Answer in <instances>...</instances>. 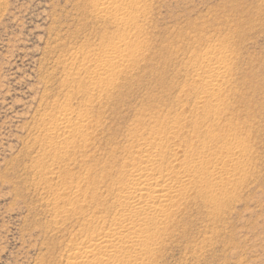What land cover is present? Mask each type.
Segmentation results:
<instances>
[{
    "label": "rangeland",
    "instance_id": "1",
    "mask_svg": "<svg viewBox=\"0 0 264 264\" xmlns=\"http://www.w3.org/2000/svg\"><path fill=\"white\" fill-rule=\"evenodd\" d=\"M114 1L0 0V264H69L87 229L74 211L114 216L119 174L158 130L168 157L206 137L237 169L175 198L141 264H264V0H133L124 22L99 12ZM125 43L117 68L94 67Z\"/></svg>",
    "mask_w": 264,
    "mask_h": 264
},
{
    "label": "bare ground",
    "instance_id": "2",
    "mask_svg": "<svg viewBox=\"0 0 264 264\" xmlns=\"http://www.w3.org/2000/svg\"><path fill=\"white\" fill-rule=\"evenodd\" d=\"M136 4L133 0H116L101 6L99 12L107 15L116 10L113 12V17L124 22ZM117 49L118 56L109 60L98 59L94 67L98 70L117 68L121 62L122 52L130 49L129 43L117 46ZM226 65V61L219 57L202 67V71L209 74V79L206 80L208 93L219 89L217 81L224 76ZM105 73L102 71L101 76ZM72 115L73 111L65 110L55 125V137H63L65 142L70 141L71 137L61 133L60 130L74 128L71 122ZM163 133L165 134V131L158 130L157 136H152V139H140L142 141L139 140V150L128 158L127 169L122 171L119 180L117 179L123 187L115 193L117 198L113 204L116 208L114 216L110 219L107 218L108 216H97V227L94 225V219L88 215L87 209L84 210L83 206L74 211L83 215L82 220L86 222L87 229L79 233L83 246L71 244L72 256L69 264H118L119 261L124 264H141L145 254H153L152 244L155 238L159 237L152 233L151 225H160L168 218L175 198L185 197V192L195 184L197 193L207 199L213 194L203 195V189L199 191L202 183L208 178L215 183L237 169L232 161L231 163L225 161L222 165L215 163L223 156V152L218 154V151L217 155L214 154L212 144L206 141V137L200 141L199 146L175 143L174 152L168 157L167 149H171L174 139L168 136L161 138ZM238 153L229 148L226 155L231 158ZM211 156L215 158H208ZM75 188V191H78L81 185L76 184ZM97 189L93 191L95 211L107 205V201L97 194ZM213 189L211 192L215 193ZM110 192H114V188Z\"/></svg>",
    "mask_w": 264,
    "mask_h": 264
}]
</instances>
